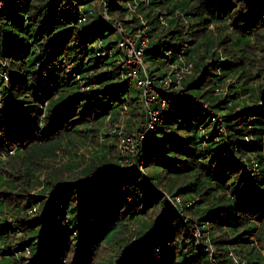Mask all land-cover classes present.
<instances>
[{
	"label": "trees",
	"instance_id": "obj_1",
	"mask_svg": "<svg viewBox=\"0 0 264 264\" xmlns=\"http://www.w3.org/2000/svg\"><path fill=\"white\" fill-rule=\"evenodd\" d=\"M263 16L264 0H8L0 10V157L14 149L20 162L16 178L0 162V184L21 186L27 196L23 204L0 197V249L19 251L0 256V264H60L71 258V246L78 252L75 264H91L100 244L120 249L114 264H211L212 257L234 264L233 250L247 264H264V67L251 65L264 52ZM140 18L151 27L145 48L150 73L161 72L160 58L193 57L203 47L208 53L195 57L185 92L172 98L164 122L137 154L151 168L147 176L120 164L114 132L117 143L94 152L92 162L73 163L77 172L48 175L43 186L49 197L30 193L40 183L37 175L30 178L34 157L86 138L98 137V143L105 120L112 123L124 111L142 115L139 94L123 76L120 50L101 52L115 43L104 44L101 24L118 35L115 19L134 33L131 21ZM212 24L215 38L207 35ZM224 44L225 53H218L215 47ZM156 58L161 62L154 67ZM256 60L264 66V59ZM218 83L227 84V94L213 93ZM129 117L121 134L133 131ZM253 159L259 163L254 174ZM161 187L198 198L194 214L208 243L180 214L194 204L182 203L177 211Z\"/></svg>",
	"mask_w": 264,
	"mask_h": 264
},
{
	"label": "rangeland",
	"instance_id": "obj_2",
	"mask_svg": "<svg viewBox=\"0 0 264 264\" xmlns=\"http://www.w3.org/2000/svg\"><path fill=\"white\" fill-rule=\"evenodd\" d=\"M99 1L101 2V0H99ZM131 11H134V10L131 9ZM98 12H99V9H98ZM168 12H169L168 9H164L162 11V15H163L162 16L163 20L161 22L162 25H166L167 24V18H165V17H166V15L170 16ZM101 16H102V20L108 21L109 16L106 13L102 12ZM125 19L126 20L132 19L131 14L126 16ZM169 19H170V17L168 18V22H169ZM114 21H115V19H112V23L113 24H114ZM182 22H183V19H182ZM144 23H146V25H147L146 19H143L142 21L140 20L139 22H133V20L131 21V25L134 26V27H137V29L133 33V35L137 36L138 33L139 34L143 33L142 28H143ZM184 24L187 25L188 22L184 21ZM117 25H119L118 22H117ZM139 25H142V26H139ZM220 26H222V24ZM122 28H123V31H122L123 33L128 32V31H126L125 27H122ZM149 29H151V27H149V25H147V29L145 31L147 32ZM209 29H211V31H209L207 35L215 38L214 36H216L217 32H218L217 25L216 24H212L209 27ZM101 30H102V32L106 33V36L104 37V44L108 43L109 41H115L113 50L112 49H107V50L101 51V52L103 54L106 53V52L110 54L113 51H116L117 49H119L120 53L118 54L119 55L118 57L120 58V62L122 63V67H123L124 64H125L124 62L127 61V58H126L127 57V51H126L125 48L121 47V45H119L118 42H117V41H121L122 40L121 32L118 29L116 30V32L118 33L119 36L116 33H114V32H110V29L108 28V24L106 22L101 24ZM225 30L229 34V32L234 30V26H232L230 29H225ZM128 33H130V32H128ZM164 33H165V31H164ZM133 35H131V36H133ZM186 36H187L188 40H190V38H193L192 35H186ZM126 38H128V35L126 36ZM151 40H152V37H151L150 42H149V44L147 46L150 45ZM184 43L186 45H188L189 47L192 46V44H190L189 42H184ZM225 47H226V45L224 44L222 46L215 47V49L218 51V53L223 54V53H225ZM97 53H98V51H97ZM194 54H195V56L192 57L190 55L188 56L187 54H185V52H183L182 54L179 55L178 59H176V60H178V62H182L183 61V57H184V59H191L193 61V68H192V71L189 74H191L195 70V67H194L195 57L202 56V55L208 56V53L205 51L204 47L201 48L197 53H194ZM256 58L258 60H263L264 59V52L259 51L258 55H254V58L251 61L252 62L251 65L254 64L253 68H255V69L259 68L260 69V67H262V69H263L264 66L263 65L261 66L260 63L257 62ZM160 59H162L164 61V64H162L163 68H162L161 72L157 71V72H154L153 74L159 73L160 75H163L170 69L168 64H170L171 57L168 56L167 58H164V59L160 58ZM144 60H145L146 63L148 62V64H151L150 61L145 58V53H144ZM160 62L161 61H159V59L156 58L155 59V63L152 64V65L155 67V66L159 65ZM255 64H256V66H255ZM189 74H187V75H189ZM2 75L6 79L7 75H8V71L7 70L6 71H2ZM129 83H130L131 93L134 96H137L139 94L140 103H141V107H142V115L141 114L133 115L130 111H128V112L124 111L121 115L118 116L119 119L114 120V122H112V123H111L110 120H105V124L102 127V130H100L99 134H98V136L101 135L100 140L98 141V143H97V138L98 137L96 138L95 142H93L92 138L91 139L90 138H86L85 142L82 145H80V144L76 145L74 148H71V144L67 145L65 147L61 146L60 148H57L55 150V155L51 154V153L43 152L40 156H36V158L34 157L31 162L33 163L32 167H34V172L35 173L32 176H30V178L34 179L36 177V175H37L39 177V179H40V183L36 184V186H32L31 187L32 189L29 188L31 190L30 193H42V194L45 195L43 198H47V196L49 195V192L46 193V191L44 190L45 188H44L43 185H44L45 182H43V181L46 179V177L48 175H53L54 174L57 177H61V176H64V175H72L71 173L77 172V170H74L75 167L73 166V163H78V162L81 161V164L79 166V167H81L86 162H92V157L94 156V152H96V151H98L100 149L107 148L106 146H109V144H111V143H114V144L117 143V141H116L117 138L119 139V136H120L122 130L124 129L125 125L127 124L128 120H126V118H127L128 114H130L129 118L132 120V127L130 128L131 130L135 131L142 125V121L144 119V109H143V103L141 101V88H139L135 84L134 81H129ZM226 85H227L226 83H218L216 85L213 93L214 94H227L228 86H226ZM218 88H220V89L218 90ZM183 92H185V91H183V81H182V84H181V87L179 89V92L175 96H180V95H182ZM245 95L247 96L248 94H245ZM172 98L169 99L168 105L170 104ZM1 103H2V101H0V104ZM205 104L209 105V103L207 101H204V106H205ZM164 110H163V122H164V118H165ZM162 123H159L158 127ZM119 126H120V128H119ZM158 127H157L156 131L158 130ZM220 127H219V129H220ZM221 129H220V132L222 131ZM156 131L154 132L153 135L149 136L147 138V140L144 141L143 146L141 147L142 149L147 148V145H149V141L155 135ZM114 132H118L119 133L117 138H115L113 136ZM112 151H114V150H112ZM118 154H119V152H118ZM0 158L2 159L0 162H1V164H3V166L5 168L4 170L7 172L8 176L11 178V176H12V175L10 176V171H11L13 176L16 178L15 174L18 171L16 169V167H18V165H19L20 156H18V155L16 156L14 154V149H13V150L10 151V154H4ZM122 161L120 160V164L122 166L125 165L126 167L137 168L145 176H147L148 172L151 169L150 167H147V166L144 165V160L141 161V158L137 159L136 164H135V162H133V163H124L125 160H122ZM38 166H39V169L37 170L36 168ZM251 173L254 174L253 172H251ZM79 178L80 177L78 176L75 179H79ZM80 179H82V178H80ZM6 189L14 191L15 193H7V192L4 191ZM160 190L163 191L165 196L167 194H169V192H167L163 187H161ZM26 191L27 190L26 189H22L21 186H18L17 188H10L8 186H3L2 184H0V197H4V199L6 201H7V199H9V200H11V202L12 201H19V202H21L23 204V202L25 200V197L27 196L26 195ZM7 195H9V196H7ZM180 196L182 197L181 194H180ZM184 198L185 199H190V200L192 199L191 203L194 204V208H191V210L190 209L188 210L187 208H184L183 209L184 211L181 210L180 214H183V218L189 222V224H190V226L192 228L191 232L197 237V239H199L201 242H202V240H204L206 243H208L209 240H206L205 238H203V231L201 230L200 225L197 222V219H196L197 216L194 214L195 210L198 209L199 205H200V203L197 202L198 198L197 197H193V198L184 197ZM167 199L169 200V198H167ZM170 204L173 207H175L177 211L180 210L179 207H176L171 202H170ZM193 204H191V205H193ZM35 212H40V206L38 207L37 211H35V210L31 211V213H33V214ZM11 216H13V215L11 213H9V217H11ZM2 228H4V227L2 226ZM11 233H12V230L9 231V234H11ZM13 235L20 236V231H18V233H15V234L13 233ZM13 235L11 237L14 238L15 236H13ZM134 236H135V234L133 235V237ZM253 236L255 237V234ZM11 237H10V240L12 239ZM20 239L21 238H17L16 237L14 239V242L20 241ZM204 247L207 250H209L211 254L213 253L214 250L212 249L211 245L208 246L207 244L204 243ZM98 248L99 249H97V251H96L97 253H95L96 262L91 263V264H103L102 260L103 259H107V258L112 262V264H114V262L117 261L116 258H117V254L119 252L118 250H120V249L116 250L115 246L111 247V246H107L106 244H100V246ZM114 250H116L117 252H114ZM18 252L19 251L17 249H11L9 252L8 251L7 252H5V251L3 252L0 249V256H7V255H11V254H16ZM231 252H229V253H231ZM71 253H72L71 258L70 259L62 258V259H64V261H67V262H63V263H60V264H75V259H76V255L75 254H77L78 252L72 246H71ZM26 254H29V249H27ZM204 264H206V263H204ZM211 264H218L214 260V257H212Z\"/></svg>",
	"mask_w": 264,
	"mask_h": 264
},
{
	"label": "built area",
	"instance_id": "obj_3",
	"mask_svg": "<svg viewBox=\"0 0 264 264\" xmlns=\"http://www.w3.org/2000/svg\"><path fill=\"white\" fill-rule=\"evenodd\" d=\"M7 1L0 0V10L5 7ZM103 12L106 13L105 11ZM81 19L85 21L87 15L84 13ZM140 20L142 21L143 19L140 18ZM117 22L115 20L114 25L117 26V29L122 34L120 45L127 51V61L124 62L125 64L122 67L123 76L129 81H134L141 88V101L144 109L142 125L135 131L120 134L118 152L121 161L125 160L124 163L135 162L136 164L137 154L141 152L144 141L153 135L159 123L163 122V110L167 107L169 99L179 92L184 77L192 71L193 61L191 59H184V57L182 62L170 60V64H168L170 69L165 74L150 73L144 60L145 48L151 39L150 35L145 31L147 29L146 23H144L142 28L143 33H138L135 36L133 33H123L120 22H118L119 25H117ZM127 35L128 38H126ZM205 107L207 109L210 108L207 104H205ZM212 119L218 120L221 119V116L213 114ZM142 160H144L143 157L141 158ZM249 170L253 173L259 172L258 161L253 159L249 165ZM166 197L176 207L182 206V203L189 205L192 202V199L184 200L185 198L181 197L180 194L171 195L169 193ZM231 255H233L234 264H247L245 259L234 251L231 252Z\"/></svg>",
	"mask_w": 264,
	"mask_h": 264
},
{
	"label": "bare ground",
	"instance_id": "obj_4",
	"mask_svg": "<svg viewBox=\"0 0 264 264\" xmlns=\"http://www.w3.org/2000/svg\"><path fill=\"white\" fill-rule=\"evenodd\" d=\"M140 155H141V154H140ZM140 155H139V156H140ZM137 157H138V155H137ZM122 162H123V161H122ZM122 162H121V163H122ZM136 162H137V161H136ZM137 164H138V163H137ZM124 166H125V165H124ZM132 167H133V166H132Z\"/></svg>",
	"mask_w": 264,
	"mask_h": 264
}]
</instances>
